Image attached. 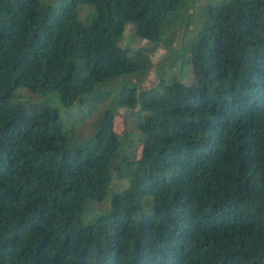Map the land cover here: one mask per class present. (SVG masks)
I'll use <instances>...</instances> for the list:
<instances>
[{
	"label": "trees",
	"instance_id": "trees-1",
	"mask_svg": "<svg viewBox=\"0 0 264 264\" xmlns=\"http://www.w3.org/2000/svg\"><path fill=\"white\" fill-rule=\"evenodd\" d=\"M80 4L93 7L85 21ZM190 6L0 0V264H264V0L207 5L179 56L195 83L172 75L138 91L130 82L88 144L66 147L56 109L9 102L26 87L72 104L142 73L143 50L120 46L126 24L154 50L180 14L191 23ZM136 105L144 114L133 160L114 119ZM114 178L128 186L82 223Z\"/></svg>",
	"mask_w": 264,
	"mask_h": 264
},
{
	"label": "rangeland",
	"instance_id": "rangeland-1",
	"mask_svg": "<svg viewBox=\"0 0 264 264\" xmlns=\"http://www.w3.org/2000/svg\"><path fill=\"white\" fill-rule=\"evenodd\" d=\"M191 6L188 13L191 15V23L186 25L188 18L179 19L170 23L165 30L162 42L154 49L150 50L151 43L139 38L134 30L132 23H127L120 40V46L129 50L133 56L135 51L142 49L143 64L146 69L131 77H124L113 82H106L97 85L94 90L86 95L81 101L80 96H73V103L66 104L61 101L56 91L32 90L26 87L15 89L9 98L11 104L23 103L28 112H33L43 106L56 109L63 121V130L66 136V147L74 149L78 146L88 144L94 140L95 133L99 128V121L106 109L113 108L119 101L123 93L128 92L131 83L138 91L148 90L159 86L161 79L167 82L173 75L176 79L187 83H195V75L190 64L185 63L181 67L180 54L184 46L193 39L199 29L197 22L204 17V8L208 5H217L231 0H185ZM43 5H57L60 0H41ZM78 18L81 21L87 20L88 15L93 11V7L88 4H80L78 8ZM179 15V14H178ZM195 24V25H194ZM147 54V58L143 55ZM188 55V53H187ZM124 82H129L123 87ZM131 82V83H130ZM126 87V91H125ZM164 90H159L163 94ZM144 112L140 108L119 106L114 119V129L120 137L127 142L126 152L137 160L140 157L142 143L139 124H141V115ZM129 179L114 178L108 187V192L102 201H89L85 207L81 222L86 224L94 220L98 215L106 212L110 207L111 195L113 191H120L128 186ZM147 207L143 206L137 212L138 215Z\"/></svg>",
	"mask_w": 264,
	"mask_h": 264
}]
</instances>
